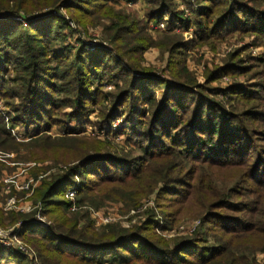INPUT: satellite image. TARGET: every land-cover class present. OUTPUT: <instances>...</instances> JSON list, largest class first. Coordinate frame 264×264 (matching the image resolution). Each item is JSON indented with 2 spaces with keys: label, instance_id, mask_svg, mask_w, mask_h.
Here are the masks:
<instances>
[{
  "label": "rangeland",
  "instance_id": "obj_1",
  "mask_svg": "<svg viewBox=\"0 0 264 264\" xmlns=\"http://www.w3.org/2000/svg\"><path fill=\"white\" fill-rule=\"evenodd\" d=\"M81 2L79 4L82 6L86 3L107 6L109 16L94 12L90 20H82L83 15L77 11L71 14L64 9L56 10L66 21L68 28L66 25H56V31L61 34V38L55 39V36L51 47L70 49L72 59L83 51L93 56L106 53L119 60L121 65L118 61L112 62V68L106 72L102 71L105 73L104 76H98L93 80L91 89L94 94L92 98H88L89 104L84 101L80 107V104L75 105L67 100L70 98L65 94L53 96L54 105L50 108L48 117L40 121L44 125L42 127H52L51 133L42 138L48 153L45 160L37 164L15 162L17 155L11 154L8 156L11 162L8 160L6 163L8 169L0 175V210L4 217L7 218L11 213L22 214L30 216L42 227L52 224L51 218L42 215L41 204H36L32 199L34 191L44 180H50V177L67 172L75 166L74 148L82 147L80 143L99 140L102 146L97 148L95 154L101 156L96 158V166L106 165L107 174L122 176L128 181L124 188L114 187L116 190L121 189L126 196L127 193H141L147 190L150 184L152 191L136 206L131 203L129 204L131 207H128L122 201L101 203L99 199L97 205L84 203L79 206L76 212L89 215L97 231L107 227L103 222L107 217L112 219L110 223H115L119 227V231L136 232L138 229H145L148 217L152 215L158 222L155 228L156 235L166 241L170 248L175 244L192 240L198 245L220 247L233 235L227 231L246 222L250 215L258 213L263 215L264 223L263 23L255 26L261 29L259 32L245 30L246 17L251 12L262 13L264 19V0H217L208 3L205 14L206 19H210L212 28L201 38L197 34L205 31L207 22L198 20L199 17L191 10L186 0H137L131 3L122 0H81ZM189 3L195 5L196 0H189ZM170 11L183 13L184 18L200 23L190 29L178 22H175L174 27H169ZM154 12L168 15L156 24L152 21ZM39 13L41 12L33 15L22 13L21 16L24 19H31L39 16ZM84 14L89 16L90 13ZM12 19L22 24L27 22L24 19ZM217 21L218 28L213 30ZM162 23L165 28L159 29ZM122 26H125V29L132 27L135 34L131 33V36L141 38L135 44L129 42L132 47L143 42L140 53L130 54L132 60L128 56L124 58L118 56L113 46V43L115 46L119 44L116 33ZM248 26L250 27V22ZM200 27H203L202 31L197 33ZM50 63L53 67L51 72L56 73L58 63L51 60ZM62 63L64 71L69 70V66L65 62ZM132 65L139 72H134ZM12 69L5 77L10 81L15 78ZM123 69L125 71H122ZM126 72L132 73L140 83L148 84L146 86L151 88L148 97L152 100L150 103L140 102L136 107L137 111L131 112L127 106L128 102L122 108L117 107L121 116L113 122L111 128H105V116L113 107L115 97L121 94L119 89L124 87ZM68 81L69 79L66 80ZM175 81L183 84L184 87L179 89L191 90L197 99H206L210 106L222 108L223 113L234 118L238 125L229 128L239 131L241 139L247 143L246 149L244 146H237L238 150L232 156L239 162L238 165L218 166L216 163H206L201 160L204 158L202 155H198L197 160H190L168 138H163L164 143L171 147L164 152L166 158L147 162L148 158L142 151L145 143L139 137L137 126L145 123V127L151 128L155 121L154 114L161 111L164 106L167 107L168 101L165 103V99L176 90ZM155 82L160 86L156 87ZM56 83L64 91L70 88V85L67 86L61 81ZM12 87L16 89L11 84L7 89L10 90ZM181 94L183 93L180 90L174 92V96ZM235 94L238 97H234ZM15 103L14 100L6 99L4 104H0V110L5 114L9 111L13 117L16 115L13 112L22 108L21 104L15 106ZM6 105L12 107L5 109ZM143 112L146 116L139 117L137 113ZM187 118L188 116H185V119ZM70 128L79 133L71 134L72 132L68 131ZM103 128L105 129L102 130ZM152 130L153 133L156 132L155 127H152ZM15 132L23 138L21 137L24 133L23 128H16ZM64 137L68 140H61ZM19 141L28 142L24 139ZM64 143H68L71 149L62 153ZM62 156L64 162L60 163L58 160ZM244 162L246 164H243ZM35 167L37 172H40L38 176L34 175ZM257 169L260 171L257 172ZM153 176H156L154 182ZM12 179L20 183L32 182L31 186L34 187L30 193L14 191L12 185L8 184ZM170 184L181 191L177 196H171L169 193V197H164L163 192L168 191ZM76 189V187L69 189L66 195L69 201L75 199ZM174 193L176 194L173 191ZM162 196L163 199H160ZM10 200H14L15 204L8 206ZM160 203L163 208L160 207ZM21 209H24L23 212H20ZM224 221L231 222L224 224ZM18 225L20 224H10V220H6L5 225L0 224V227L9 231L15 230ZM224 225H233L234 228L226 231ZM22 227L23 223L20 228ZM259 239H254V243L260 244L255 260L258 264H264V240ZM154 242L158 244V239L155 238ZM38 263L41 264L40 261Z\"/></svg>",
  "mask_w": 264,
  "mask_h": 264
},
{
  "label": "trees",
  "instance_id": "obj_2",
  "mask_svg": "<svg viewBox=\"0 0 264 264\" xmlns=\"http://www.w3.org/2000/svg\"><path fill=\"white\" fill-rule=\"evenodd\" d=\"M122 1L131 3L137 0ZM215 1L217 0H196V4L192 5L189 0H186L191 10L199 17L198 20L207 22L205 31L197 34L202 31L203 27H200L196 33L200 38L212 28L210 19H206L205 11L207 4ZM79 3H82L81 0H0V104H4V100L8 99L14 100L15 106L19 104L22 106L21 109L13 112L16 114L13 117L9 111L5 114L0 110V156L6 157L0 158V175L8 169L6 163L8 160L11 162L8 158L11 154L17 155L15 162L37 164L45 160L48 153L42 138L51 133L52 127H42L44 125L41 122L48 117V112L54 105L53 96L55 94H65L69 96L67 98H70L67 100L75 105L80 104L81 107L82 103L89 101L88 98H92L94 94L91 89L93 80L98 76H104L105 73L102 71L106 72L112 68V62H119L106 53L93 56L84 51L79 52L76 58L72 59L70 49L51 47L56 38H61V34L56 31V25L61 24L67 27L66 21L58 15L57 11L64 9L71 14L77 11L83 15L82 20H90L94 12L109 16L107 6L87 3L82 6ZM36 12L41 13L31 19H24L21 16L22 13L33 15ZM84 13L90 14L86 16ZM168 14L162 15L154 12L152 21L158 24L168 15L169 27H174L175 22H178L190 29L200 23L191 22L189 18L183 17V13L177 11H170ZM248 15L245 30L259 32L261 29L255 26L263 23L264 27L262 13L251 12ZM251 16L254 17L251 18ZM12 18H21L27 22L26 24L18 23ZM216 28H218V21L213 30ZM131 33L135 34L132 27L130 29H125V26L119 27L116 33L119 44L115 46L113 43L118 56L122 58L128 56L130 60H132L130 57L132 52L140 53L143 48V42L132 47L129 42L132 41L135 44L141 38L132 37ZM50 60L58 63L56 73L51 72L53 67ZM62 62L69 66V70L64 71ZM119 65H121L120 62ZM131 68L134 72H139L133 68V65ZM10 69L15 74L12 81L5 78ZM125 77L124 87L119 89L121 94L115 97L113 109L111 108L105 116L104 124L107 126H104L105 128H111L113 122L121 116L117 107L122 108L128 102L127 106L132 112L137 111L136 107L140 102L150 103L152 100L148 97L151 88L146 86L147 83H140V80L138 81L129 72H126ZM68 79L69 81L66 82ZM57 81L66 83L67 86L70 85V88L64 91L62 87H58ZM176 83L177 87L174 88L183 94L174 96L176 91L174 90L170 96H167L164 101L165 103L168 101L167 107L164 106L163 110L154 114L155 121L151 128L150 126L145 127V123L137 126L139 137L145 143L142 151L148 158L147 162L166 158L164 152L171 147L164 143L163 138H168L190 160H197L198 155H202L204 158L201 160L206 163H216L218 166L238 165L239 162L232 156L238 150L237 146H244L246 149L247 143L241 139L242 135L239 131L229 128L238 125L234 118L223 113L222 108L210 106L206 99H197L191 90L179 89L184 86ZM9 84L15 86L17 91L13 87L8 90ZM155 84L156 87L160 86L159 83L155 82ZM234 97L238 95L235 94ZM10 107L12 105H6L4 108ZM137 114L139 117L146 116L145 112ZM127 115L129 116V113ZM185 116L188 118L185 119ZM19 127L24 129L21 135L23 138L15 132V129ZM152 127L156 128V132L153 133ZM68 131H71V134L79 133L71 128ZM237 132L240 133V137ZM68 137L74 138L72 135ZM20 139L28 142L19 141ZM61 140L68 139L64 137ZM80 144L84 147L74 148L75 166L67 172L64 171L62 174L50 177V180H44L34 191L32 199L36 204H41L42 215L51 218L52 224L42 227L30 216L15 213H11L6 218L0 210L1 225L4 226L6 220H10V224L22 225L23 223V227L20 228V237L35 251L41 264H258L255 256L259 252L260 244L254 243V239L264 240L263 215L259 213L254 216L250 215L246 222L238 224L235 228L233 225H224L226 231L234 228L227 231L233 235L220 247L198 245L192 240L175 244L170 248L166 245V241L156 235L155 228L158 222L152 215H149L145 229H138L139 231L136 232L119 231L115 223V225L107 224L102 231H97L89 215L79 211L73 213L72 208L76 206L78 209L84 203L97 205V199L101 203L122 201L128 207H131V203L136 206L152 191V186L148 184L147 190L141 193H127L124 196L121 189L116 190L114 187L124 188L128 181L122 176L107 174L106 165L96 166V158L101 155H96L95 152L102 146L101 142L95 140ZM70 149L68 143L62 145V153ZM58 162L63 163L64 157L62 156ZM256 171L259 172L260 169ZM33 172L35 176L40 173L37 172L36 167ZM152 181H156V176L152 177ZM173 186L170 184L168 191L163 192L164 197H169V193L171 196L178 195L181 189ZM72 187L77 188L75 199L69 201L66 195ZM173 191L176 194H173ZM163 196L160 199H163ZM160 207L163 208L161 203ZM230 222L224 221V224ZM155 238L158 239V244L154 242ZM4 262L34 264L28 257L16 250L0 247V264Z\"/></svg>",
  "mask_w": 264,
  "mask_h": 264
},
{
  "label": "built area",
  "instance_id": "obj_3",
  "mask_svg": "<svg viewBox=\"0 0 264 264\" xmlns=\"http://www.w3.org/2000/svg\"><path fill=\"white\" fill-rule=\"evenodd\" d=\"M21 19V18H19ZM22 20V19H21ZM159 29H163L165 28L164 23L160 24V26L158 27ZM10 185H12L13 189H15L17 192H31V183H20L17 182L15 180H10L9 183ZM12 204H15L14 200H10L8 206H12ZM23 212L24 209H21ZM72 211H77V208L74 207L72 208ZM112 221V219L105 217L103 219V222L106 224H111L110 222ZM49 226L48 224L45 225V227ZM20 227L21 224L18 225V227L14 230L11 229L9 231L4 230L0 227V247L2 248H6V249H13L16 250L17 252L25 255L26 257H28L31 261L36 262V264H39L38 259L36 257V253L35 251L30 247V245H28L21 237H20Z\"/></svg>",
  "mask_w": 264,
  "mask_h": 264
}]
</instances>
